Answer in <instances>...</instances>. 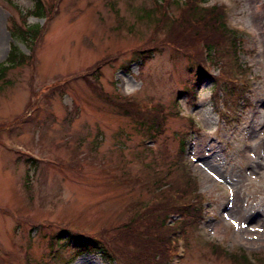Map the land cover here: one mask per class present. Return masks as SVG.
Masks as SVG:
<instances>
[{
  "label": "rangeland",
  "instance_id": "obj_1",
  "mask_svg": "<svg viewBox=\"0 0 264 264\" xmlns=\"http://www.w3.org/2000/svg\"><path fill=\"white\" fill-rule=\"evenodd\" d=\"M44 1L49 17L29 16L25 25L33 1L0 0V65L14 47L29 56L0 81V264H115L100 254L77 258L62 242L51 258L52 237L121 232L152 201V180L168 187L182 180L175 165L182 150L205 215L199 229L185 228L186 252L175 263L232 264L209 243L264 258V0H207L227 6L252 86L228 53L207 70L213 80H198L197 58L170 41L163 23L137 15L152 0ZM27 26L39 36H12ZM215 78L241 93H223ZM117 103L163 110L164 131L145 137ZM152 153L156 169L142 167Z\"/></svg>",
  "mask_w": 264,
  "mask_h": 264
},
{
  "label": "trees",
  "instance_id": "obj_2",
  "mask_svg": "<svg viewBox=\"0 0 264 264\" xmlns=\"http://www.w3.org/2000/svg\"><path fill=\"white\" fill-rule=\"evenodd\" d=\"M34 7L27 12L25 18L29 16L35 18H48L47 4L44 0H32ZM152 6L143 5L137 9V15L140 19L152 20L155 18L158 22L165 25L168 31L167 37L170 41L183 48V51L192 53L198 61V70L196 76L198 80L212 79L208 71L209 66L204 58V49L209 50L211 67L215 64L223 63V54L228 53L233 58V65L236 69L242 71L239 55L242 53V38L237 30L227 25V19L224 9L218 6L201 7L198 0H186L182 6L178 0H152ZM176 6L180 15L170 19L166 14V7ZM159 16L156 19V16ZM168 25V26H167ZM40 34V28L37 26H27V29L17 28L12 32V36L18 40H32ZM147 51H142L141 55ZM141 57V56H140ZM26 57L17 47H14L7 60V65H0V81L6 78L11 67L22 65ZM144 59V57H141ZM207 64V65H206ZM246 73H244V76ZM217 86L223 84L227 95L240 94V88L236 85H229L220 78H215ZM193 97L196 96L195 89L190 90ZM192 97V98H193ZM117 98V97H116ZM118 99V98H117ZM121 99V98H120ZM117 109L126 117L134 119L138 124V129L145 137L155 139V135L162 133L165 128L164 121L166 114L163 110H157L155 114H146L137 111L134 105H123L117 103ZM141 112V113H140ZM153 149H150V151ZM184 151L178 155L175 165L183 172L180 182L174 180L169 187L168 183L154 182L150 185L154 187L152 201L147 204L139 205L135 209L132 219L121 226V232L112 236L105 237H86L77 233L63 231L52 237V249L56 243L62 242L63 246L71 247L76 250L77 257L85 254H100L111 263L123 262V264H164L168 259L169 250H176L173 238L175 229L165 227V223L170 214L179 217L180 227L195 228L199 225L202 215L201 197L196 195L198 192L195 182L185 174L183 169ZM164 160V159H163ZM165 162V160H164ZM144 167H149L151 163H143ZM156 169L157 165H151ZM166 173V171H165ZM171 174L163 175L164 179H170ZM132 184L140 183V178L131 176ZM194 182V183H193ZM163 188V189H162ZM167 188V189H166ZM195 189V190H194ZM199 203V204H198ZM177 223V222H176ZM119 241V245L116 243ZM122 241V243H121ZM211 248L223 257L228 258L232 264H254L245 252L226 253L222 248ZM256 264H264L263 257H257Z\"/></svg>",
  "mask_w": 264,
  "mask_h": 264
},
{
  "label": "bare ground",
  "instance_id": "obj_3",
  "mask_svg": "<svg viewBox=\"0 0 264 264\" xmlns=\"http://www.w3.org/2000/svg\"><path fill=\"white\" fill-rule=\"evenodd\" d=\"M1 40H2V34L0 33V43H1Z\"/></svg>",
  "mask_w": 264,
  "mask_h": 264
}]
</instances>
